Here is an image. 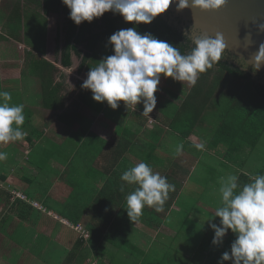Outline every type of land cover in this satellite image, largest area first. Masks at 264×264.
Masks as SVG:
<instances>
[{"label":"crops","instance_id":"obj_1","mask_svg":"<svg viewBox=\"0 0 264 264\" xmlns=\"http://www.w3.org/2000/svg\"><path fill=\"white\" fill-rule=\"evenodd\" d=\"M66 22L65 14L47 17L29 0H0V91L24 105L26 133L0 144L7 153L0 161V264H219L236 238L229 230L222 244H212L219 181L237 175L243 186L250 174L264 175V135L255 149L230 151L216 143L219 124L210 116L186 135L187 114L179 110L190 88L179 95L168 81L158 86L149 116L142 103L133 110L121 101L113 110L94 101L81 85L90 68L113 54L103 51L81 69L73 53L64 65L57 40ZM140 162L175 190L164 211L145 207L134 223L126 196L137 185L121 175ZM13 192L45 209L12 200Z\"/></svg>","mask_w":264,"mask_h":264},{"label":"clouds","instance_id":"obj_2","mask_svg":"<svg viewBox=\"0 0 264 264\" xmlns=\"http://www.w3.org/2000/svg\"><path fill=\"white\" fill-rule=\"evenodd\" d=\"M70 10L69 17L76 24L91 23L106 12L120 14L124 21L133 23V27L120 29L109 37L113 46V55L107 56L93 68L82 83L83 89L92 92L96 102H107L113 109L120 107L121 101L128 109L136 110L143 104V115L149 114L156 107L155 93L161 76L178 82L197 83L199 74L212 69L215 64L225 59L226 44L224 36L203 35L187 37L193 47L188 54H181L178 47L159 40L151 33H140L137 25L151 24L152 21L168 10L174 0H62ZM177 10L196 8L201 11H217L226 4V0H175ZM264 32V24L257 25ZM243 71L251 67L253 73L264 66V43L259 45L251 60L243 56L236 58ZM11 93L0 91V144L21 141L26 133L22 130L25 121L24 105L12 104ZM195 147L204 149L203 143ZM183 145H178L179 154ZM7 159V153L0 151V161ZM121 180L127 185L137 187L126 196L127 216L137 222L145 207L156 212L164 211L165 202L175 186L167 177L154 172L145 162H140L123 172ZM250 182L240 186L237 175H228L219 181L220 206L216 208L214 218L219 224L210 223L214 231L213 245H220L231 230L235 240L230 252H223L219 264L231 261L232 264H264V175H249ZM125 190L122 184L120 191ZM214 218L208 219V221Z\"/></svg>","mask_w":264,"mask_h":264},{"label":"trees","instance_id":"obj_3","mask_svg":"<svg viewBox=\"0 0 264 264\" xmlns=\"http://www.w3.org/2000/svg\"><path fill=\"white\" fill-rule=\"evenodd\" d=\"M29 2L37 5L47 17L60 14L67 16L66 25L58 33L57 40L58 44H62L63 64L66 66L71 64L70 55L73 53L81 59V69L91 58L103 51L114 54L113 46L108 42L109 37L120 29L133 27V23L125 22L120 14L111 11L95 18L91 23L85 21L76 25L70 19V10L62 0ZM136 27L142 34L151 33L157 39L178 47L181 54H188L193 47L191 39L162 15L157 16L151 24L141 23ZM224 56L225 59L215 64L212 69L199 74L197 83L190 87L182 102L181 111L187 114V122L188 118L190 122V132L186 135L204 119L205 112L213 110L218 100L225 107L222 111L226 110V113H221L216 143L227 145L230 151L240 150L243 146L255 149L264 135V80L248 70L243 71L241 66L231 62L227 52ZM237 138L246 142L239 143Z\"/></svg>","mask_w":264,"mask_h":264},{"label":"water","instance_id":"obj_4","mask_svg":"<svg viewBox=\"0 0 264 264\" xmlns=\"http://www.w3.org/2000/svg\"><path fill=\"white\" fill-rule=\"evenodd\" d=\"M169 21L186 35L224 36L226 52L233 58L243 56L251 60L259 45L264 43V32L258 30V24H264V0H226V4L217 11H201L196 8L177 10L174 0L170 4ZM264 76V66L258 72Z\"/></svg>","mask_w":264,"mask_h":264},{"label":"rangeland","instance_id":"obj_5","mask_svg":"<svg viewBox=\"0 0 264 264\" xmlns=\"http://www.w3.org/2000/svg\"><path fill=\"white\" fill-rule=\"evenodd\" d=\"M172 24V23H171ZM178 27H183V24H181V22L179 23V25H178ZM166 81H168V83H172L171 85L172 86H174V90H175V92L176 93H178L179 95H184V93L187 91V89L188 88H190V86H192L191 84H189L188 82H178V81H174L172 78H165V77H163V75L161 76V81H160V84L158 85V86H162V85H164V84H166V85H168L167 84V82ZM160 89V88H159ZM161 91V90H160ZM183 93V94H182ZM186 96V95H185ZM223 109H225V107L222 105V103L221 102H219L218 100H217V103L215 104V106L213 107V110L211 109V110H208L207 112H205L204 114L206 115V116H210V118L213 120V122H215L216 124L218 123L219 125H218V128L220 127V119H221V113H226L225 111L226 110H224V111H222ZM179 111H181V109L179 110ZM206 119V118H205ZM208 120V119H207ZM189 118H188V122H187V120H186V122H184V126H186L187 127V125L189 126ZM185 128V127H184ZM235 129V128H234ZM234 131V130H233ZM238 139V138H237ZM239 140V143H242V142H246L245 140H241L240 138L238 139ZM261 144L263 145L264 144V137H263V140H262V142H261ZM45 209V208H44ZM61 217H59V220L60 221H54V224H60V223H62V221H61ZM159 257H160V255H159ZM169 257H172V258H175V257H179V258H181L182 256L179 254V255H173L172 253L169 255ZM161 259V258H160Z\"/></svg>","mask_w":264,"mask_h":264},{"label":"built area","instance_id":"obj_6","mask_svg":"<svg viewBox=\"0 0 264 264\" xmlns=\"http://www.w3.org/2000/svg\"><path fill=\"white\" fill-rule=\"evenodd\" d=\"M12 196H13L12 200H17V199L24 200V201L30 203L31 205H33L34 207H37L40 210H44V208H45V207L41 206L40 204H38L37 202H31L30 200H28V198L26 196H24L22 194L13 192ZM71 227L75 231H77L80 234L81 238H83L84 240H87L89 238V234L83 229V227L81 225H75V226L71 225Z\"/></svg>","mask_w":264,"mask_h":264},{"label":"flooded vegetation","instance_id":"obj_7","mask_svg":"<svg viewBox=\"0 0 264 264\" xmlns=\"http://www.w3.org/2000/svg\"><path fill=\"white\" fill-rule=\"evenodd\" d=\"M169 13H170L169 11H165L164 13H162V14H160V15H162L163 18H164V19H167V21L170 23L169 18H168ZM170 24H171V23H170ZM173 26H174V25H173ZM175 27H176V26H175ZM177 28H178V27H177ZM229 56H230V55H229ZM229 56H228V57H229ZM229 60H230L231 62H234L236 65L241 66L240 64L237 63L236 58H233L232 56H230V57H229ZM248 71L251 72V73H253L251 67L248 68ZM253 75H255L256 77H258V78L264 80V76H263L262 74L258 73V72H256L255 74L253 73Z\"/></svg>","mask_w":264,"mask_h":264}]
</instances>
